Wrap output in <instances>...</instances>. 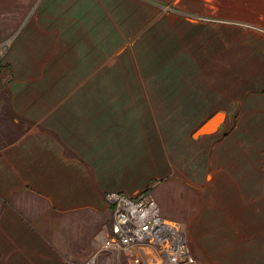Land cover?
Wrapping results in <instances>:
<instances>
[{"label":"rangeland","instance_id":"374dc122","mask_svg":"<svg viewBox=\"0 0 264 264\" xmlns=\"http://www.w3.org/2000/svg\"><path fill=\"white\" fill-rule=\"evenodd\" d=\"M261 4L0 0V264H132L112 191L183 227L182 264H264Z\"/></svg>","mask_w":264,"mask_h":264},{"label":"built area","instance_id":"2783aa9c","mask_svg":"<svg viewBox=\"0 0 264 264\" xmlns=\"http://www.w3.org/2000/svg\"><path fill=\"white\" fill-rule=\"evenodd\" d=\"M105 198L111 205L112 216L101 239L104 250L118 255L134 253L131 262L139 264L140 255H143L140 250L151 247L163 255V250L169 248L174 253V257L169 256V261L174 264L185 261L180 224L161 216L160 208L151 196L135 198L112 191Z\"/></svg>","mask_w":264,"mask_h":264},{"label":"crops","instance_id":"0c3cea01","mask_svg":"<svg viewBox=\"0 0 264 264\" xmlns=\"http://www.w3.org/2000/svg\"><path fill=\"white\" fill-rule=\"evenodd\" d=\"M244 11H246V10L244 9ZM252 20L255 21L254 18ZM256 20L257 21H255V23L258 24L256 26H258V28H259L260 31L264 32V4L261 6V10H260V13L258 15V19H256ZM218 175L221 176V173L220 174L218 173ZM34 201L39 204V199L38 198H34ZM36 207H39V206L37 205ZM18 209H20V211H22V206H21V208L19 207ZM15 217H17V216L15 215ZM42 221L43 220H41V225L44 224V222H42ZM14 229H15V232L14 233L15 234L18 233V230L16 228H14ZM18 247H19V249H23L22 244L19 243V242H18ZM19 249L17 248V251H19ZM141 253L143 254L141 256L142 257L143 256L145 257L144 259L146 260V264H153V263L156 264V263L161 262V259H160V257L158 256V254L156 253L155 250L149 249V251L147 253L145 251H141ZM149 254L154 258L151 261L148 258L149 257L148 256ZM25 261H26V259H25Z\"/></svg>","mask_w":264,"mask_h":264},{"label":"water","instance_id":"95a60500","mask_svg":"<svg viewBox=\"0 0 264 264\" xmlns=\"http://www.w3.org/2000/svg\"><path fill=\"white\" fill-rule=\"evenodd\" d=\"M222 118L223 115L221 113H216L196 131V134L209 133L214 131L219 126Z\"/></svg>","mask_w":264,"mask_h":264},{"label":"bare ground","instance_id":"6f19581e","mask_svg":"<svg viewBox=\"0 0 264 264\" xmlns=\"http://www.w3.org/2000/svg\"><path fill=\"white\" fill-rule=\"evenodd\" d=\"M181 229H183V227L180 225ZM141 249V248H140ZM149 249L155 250L156 253L158 254V256L160 257V259L165 263V264H174L173 262L169 261V256H173L174 257V253L170 252L169 248H166L165 250H163V255L164 256H160V252H158L155 248H146L144 250H140V251H145L146 253L149 251ZM184 264H195L194 261H191V259H189V261L187 263Z\"/></svg>","mask_w":264,"mask_h":264}]
</instances>
